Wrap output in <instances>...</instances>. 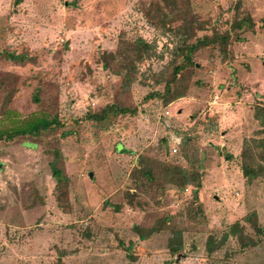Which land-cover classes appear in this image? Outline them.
I'll list each match as a JSON object with an SVG mask.
<instances>
[{"label": "rangeland", "instance_id": "rangeland-1", "mask_svg": "<svg viewBox=\"0 0 264 264\" xmlns=\"http://www.w3.org/2000/svg\"><path fill=\"white\" fill-rule=\"evenodd\" d=\"M13 1L0 0V129L6 115L44 113L74 134L0 140V264H264V236L251 226L264 228V176L241 171L242 143L259 130L253 110L264 105V0H189L203 23L195 37L228 30L237 5L255 28L230 32L225 55L196 52L186 96L168 106L149 97L162 90L155 80L179 46L145 18L160 0ZM120 37L154 47L128 87L99 62ZM13 53L36 62L15 66ZM108 103L134 112L98 125L86 119ZM170 166L186 175L183 189L166 176ZM236 222L252 244L222 241Z\"/></svg>", "mask_w": 264, "mask_h": 264}, {"label": "trees", "instance_id": "trees-1", "mask_svg": "<svg viewBox=\"0 0 264 264\" xmlns=\"http://www.w3.org/2000/svg\"><path fill=\"white\" fill-rule=\"evenodd\" d=\"M160 1L162 2V5L157 3L149 5L144 14L145 18L147 22L155 28H162L171 31L172 35L178 39L179 46L175 49L174 58L169 63L170 70L167 73V76L163 80H155L156 84H162V90L160 92H152L149 97H157L161 100L164 106H168L172 102L186 96L191 73L194 69L193 56L196 52L200 49L214 47L219 49V51L225 55L230 41V32H243L245 29L248 31H254L255 23L248 14L239 16L238 14L241 13H239V5H237L236 16L228 30L219 32L214 29L210 35L195 37L196 32L203 29V23L191 9L190 1ZM13 3L16 5L20 3V0H14ZM180 21L182 22L180 26L176 28L171 27L173 23H181ZM260 26H264V21L261 22ZM153 50V45L146 43L142 39L131 40L125 37H120L116 49L113 52H103L99 57V62L102 64L104 70L119 78L121 83L125 87H128L135 79L137 73L136 63L142 62L145 58H148ZM7 58L12 61L13 65L18 67H24L36 62L34 56L26 53H13L8 55ZM179 58L181 59L179 60ZM177 60L178 62H176ZM197 83L198 82L196 81L195 84ZM11 96L12 93L6 95L5 103ZM36 101H38V98H36ZM4 108L5 105L1 112L2 116L7 113ZM133 112L134 110H130L126 107H121L114 103H108L98 112L89 113L86 119L91 120L98 125L108 122L111 117L116 118L119 115H125L127 113L132 114ZM6 116H4L5 120L9 119L10 124L8 127L0 129V140L3 139V137L7 139L38 137L42 132L62 128L63 130L60 133L61 137L67 138L74 134V129L65 128V124L61 122L57 115L45 116L44 113L33 114L23 120H14L11 116ZM253 118L259 126V130L256 132L257 136L249 140H244L241 150V171L243 176L248 180L264 176V105H257L254 108ZM76 122L77 121H75V123ZM140 159V164H142L144 159L143 157ZM151 170L152 168L143 166L138 169V172L146 176L148 179H152L154 176ZM166 171V176L169 178V181L176 185L177 189H183L188 183V179L181 168L170 166ZM52 175L58 183L62 181L60 178L61 172L58 168L52 169ZM194 193L196 194V191H194ZM64 197V193H60L59 197L57 196V200L60 204ZM126 198L130 200L132 199V196L127 194ZM255 216L256 214L252 213L245 217V220L250 224ZM251 226L258 235H263V229L261 230L257 228L253 222ZM133 228L137 230L136 226ZM153 229H155V227ZM141 236L142 235H140V237ZM229 236L238 239L243 246L244 244L250 245L253 243L251 239L245 238L244 228L239 222H236L229 227V230L227 234L223 236L222 241ZM180 249V240L174 238L169 240V250L171 253L175 254Z\"/></svg>", "mask_w": 264, "mask_h": 264}, {"label": "built area", "instance_id": "built-area-1", "mask_svg": "<svg viewBox=\"0 0 264 264\" xmlns=\"http://www.w3.org/2000/svg\"><path fill=\"white\" fill-rule=\"evenodd\" d=\"M177 144H180V140L177 142ZM173 153H176L177 152V149L176 148H173Z\"/></svg>", "mask_w": 264, "mask_h": 264}, {"label": "water", "instance_id": "water-1", "mask_svg": "<svg viewBox=\"0 0 264 264\" xmlns=\"http://www.w3.org/2000/svg\"><path fill=\"white\" fill-rule=\"evenodd\" d=\"M91 176H92V173L89 174V177H91ZM262 233H263V235H264V228H263V230H262Z\"/></svg>", "mask_w": 264, "mask_h": 264}]
</instances>
